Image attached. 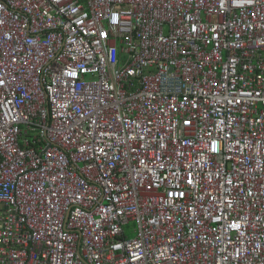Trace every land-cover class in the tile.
<instances>
[{"label": "built area", "instance_id": "built-area-1", "mask_svg": "<svg viewBox=\"0 0 264 264\" xmlns=\"http://www.w3.org/2000/svg\"><path fill=\"white\" fill-rule=\"evenodd\" d=\"M0 264H264V0H0Z\"/></svg>", "mask_w": 264, "mask_h": 264}]
</instances>
